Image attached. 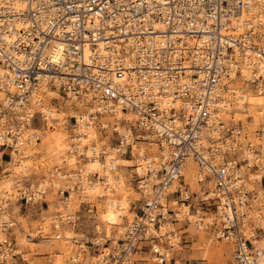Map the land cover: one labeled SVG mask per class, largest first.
<instances>
[{
    "label": "built area",
    "instance_id": "2783aa9c",
    "mask_svg": "<svg viewBox=\"0 0 264 264\" xmlns=\"http://www.w3.org/2000/svg\"><path fill=\"white\" fill-rule=\"evenodd\" d=\"M239 84L264 92V0H0V178L4 157L38 144L34 128L44 119L35 107L49 92L78 105L68 163L47 169L45 186L19 180L13 193L0 194V264H31L14 229L25 243L47 245L64 226L79 234L64 264H136L134 254L158 264L153 246L179 245L187 224L230 244L232 264H260L264 249L252 242L263 228L246 214L254 176L264 180V149L218 118ZM87 126L99 137L85 146L76 132ZM88 160L102 175L81 171ZM185 160L197 168L196 191L181 176ZM118 168L136 191L137 211L113 240L94 227L85 232L84 221L97 210L92 185L106 190L104 176ZM48 194L57 202L49 231L42 233V221L24 231L11 206L47 208ZM185 207L191 219L177 221Z\"/></svg>",
    "mask_w": 264,
    "mask_h": 264
},
{
    "label": "rangeland",
    "instance_id": "374dc122",
    "mask_svg": "<svg viewBox=\"0 0 264 264\" xmlns=\"http://www.w3.org/2000/svg\"><path fill=\"white\" fill-rule=\"evenodd\" d=\"M250 91H252L250 88H248ZM253 93V91H252ZM52 97V96H51ZM252 97H255V95H252ZM251 97V98H252ZM258 97V96H257ZM248 99V103L249 100ZM262 98V97H259ZM264 98V97H263ZM44 100L47 102L45 105L50 107V112L55 114H60V118L57 121H48L46 122L43 127L42 131L40 133L37 132V136L39 137V142L36 144L35 148L31 147H24L25 149L29 150L27 154L31 153L33 155L32 157L27 154H24L22 158L30 159L31 166L29 169H27L24 173V171H15L13 170V174L11 176H8L5 181L8 179L13 181V178H17L20 181H27L28 183H35L39 180L46 179L44 177L46 170L48 167H60L63 164V161L67 159L66 149H67V141H68V133L70 130V119L73 118L72 116L75 115L74 111L76 108H78V105H74L73 103H70L69 101H65L60 96H53L50 98L49 95H46ZM247 103V105H248ZM247 110V109H246ZM232 116L227 113L225 115V124L227 126H235L240 125L243 129H245L251 138H257L255 137V129H260L261 131H264V117L258 116L256 113H252L249 117L244 112H238L235 116H233V113H231ZM238 114V115H237ZM228 117V118H227ZM70 118V119H69ZM39 124V123H38ZM36 124V127L39 130L40 125ZM35 127V128H36ZM91 131V129H90ZM95 132L94 130H92ZM95 136L97 133L95 132ZM90 136V134L88 135ZM96 139V138H95ZM60 140V141H59ZM61 142V143H60ZM61 149V150H60ZM61 151V152H60ZM24 158V159H25ZM11 161L8 162V157H4L1 164L2 165H9L6 166L5 169L7 174H10V169L7 170L8 167H10V164H16V158L14 157ZM8 162V163H7ZM16 165H19L17 163ZM15 165V166H16ZM1 166V165H0ZM129 174V172L127 171ZM125 170L120 171V181L123 185V189L125 192V195L127 196V202L129 203L130 207L128 212L126 213V216H124L122 223L120 226L115 227L114 229H109L106 224L100 222V215L104 212V208L101 206V201L104 198H98L96 197V203L97 206H99V211L96 216L95 224L97 226V229H102V231H106V234L108 238L116 239V233L117 229L122 227H125L126 221L130 220L131 214H135L137 211V204L134 201L137 199V194L135 193L134 187L129 186L126 182L127 178L125 176ZM3 177L0 178V181H2ZM23 178V179H21ZM258 186L256 184H252L250 189L253 190L254 199L253 201V209L252 213L249 216L250 221L252 224H259L264 229V180L258 179ZM12 184V182L10 183ZM9 184V185H10ZM8 185V186H9ZM7 186V187H8ZM189 186V185H188ZM257 186V188H256ZM0 187H3V184L0 183ZM6 189V188H5ZM13 190V188H12ZM192 190V189H191ZM121 191V190H120ZM120 191H117L114 194V197L116 199H120L121 193ZM47 202L49 201V209L45 211V206H39L38 204L29 206L26 208L25 211H20L17 213V208H13L12 215L15 217L16 222L20 224V226L23 227V230L27 229H34L38 224L42 221V225L47 226L49 222V216H51L52 212H55L57 209V202L56 198L54 196H51L50 194L44 198ZM170 208L177 209L173 204L170 205ZM176 211V210H175ZM186 210L183 212L185 213ZM97 212V210H96ZM23 215V216H20ZM178 218L182 219V216H178ZM183 224H178L174 226V228L179 227ZM89 227V226H88ZM186 225L184 227L185 229ZM90 228V227H89ZM91 229V228H90ZM92 231V229H91ZM108 231V233H107ZM90 232V230H89ZM67 233H70L72 237L74 233L72 230L66 226L62 228V235L65 236ZM67 236V235H66ZM259 236V235H258ZM120 237V236H119ZM181 242L176 248H167L164 245L158 246V249L162 250L163 252L169 253V263L168 264H232L231 260V247L230 244L226 242H219L213 236L208 234L207 232H200L197 231L192 225H189L185 231L182 232L180 235ZM260 243H258L259 248H264V233L262 236L259 237ZM17 243L18 244H24V246H27L30 248L26 250V258L28 262H31V264H64L65 259L72 253L73 248L69 243H67L66 240H62L61 243L58 244V242H54L51 246H42L41 244L37 246H32L30 244H26L23 240V237L19 234L17 231ZM23 250V248H22ZM133 258L139 259L140 261L137 262V264H153L150 260V257L146 256H134ZM166 263V262H165ZM164 263V264H165Z\"/></svg>",
    "mask_w": 264,
    "mask_h": 264
},
{
    "label": "bare ground",
    "instance_id": "6f19581e",
    "mask_svg": "<svg viewBox=\"0 0 264 264\" xmlns=\"http://www.w3.org/2000/svg\"><path fill=\"white\" fill-rule=\"evenodd\" d=\"M15 6L20 7L21 4L18 3V5L15 4ZM230 93H231V95H229V97H228L227 104L225 105V107L222 110V112L219 113V115H218V118H220L223 121L224 124H225V120H226L225 119V115L227 113H229L231 116H232L231 113H233V116H235L236 113H238V112H244L245 114L248 115V117L252 113H256V114H258V116L264 117V98H263L264 97V92H263V94L258 95V94L254 93V92L252 93V91H250L248 89V86L247 85H245V84H239L238 86H234L232 89H230ZM47 95H49L50 98H52L53 96L54 97L56 96V94L54 92H49ZM252 95H255V97H252ZM259 97H262V98H259ZM1 98H2V94L0 93V100H1ZM249 98H251V99L249 100V103H248V99ZM44 102L47 103L45 100H44ZM247 103H248V105H247ZM35 109H36L37 112L39 111L40 113H42V116H43V119H44V120H41V122H39V124H38V125H40L39 130H38L37 127L34 128L36 130V132L39 131L38 133H40L42 131V127H43V125L46 122H48V121H57L60 118V114L59 113L58 114H55V113L50 112V107H48L45 104L41 108L40 107H35ZM75 115L72 116V117L74 118ZM115 115L117 117H119V118L121 117V119L126 120V121L133 122V120H134V117L132 115H130V114L128 115V114H122V113H119L118 112ZM250 119H252V118H250ZM108 121L110 123H112L113 119L111 118ZM229 127H231V126H229ZM233 127L238 128V127H236V125L233 126ZM90 129H91V131H90ZM118 129H120V127H118ZM92 130L93 129L92 128H89L88 126H87V128H84V129L82 127H78L76 133H81V134L84 133L85 136H86V137H80V139H79L80 140V144L87 146V144H88L89 141L96 140L97 139V136H95L96 135L95 132H93ZM241 131L246 134V140L247 141H250V143L255 142V144L256 143H259L261 145V148L264 149V136H262L261 139H260L259 136L257 138H253L252 139L251 136L249 135V133L245 129L242 128ZM89 134H90V136H88ZM68 142H69V137H68V141H67V148L69 147V143ZM21 146L22 147H20L17 150V153L15 154L16 155L15 156V158H16V161L15 162L19 163V165H16L17 163L16 164L14 163V164H10V167L7 168V170L10 169V171H11L12 168L13 169L10 172V174H6V176H4L2 178L3 180L0 181V183L3 184V187L2 188L0 187V194H2L4 192L10 193V194L13 193V191H12V188L13 187L11 188V186L15 182L19 181V179L13 178V181H11L9 179L7 181H5L6 178H8V176H11L13 174L12 173L13 170L18 171V172H20V171L23 172L24 171V173H25V171L27 169H29L30 166H31L30 159H27L25 157H24L25 159L22 158L24 156V154H27V152H29V150H27V149L24 148V147H28V146L26 144H22ZM149 150L153 151L154 150V147L153 146H150L149 147ZM27 155H28V158H29V156L30 157L33 156V155H31V153H29ZM95 156L96 155H94L93 158H95ZM110 157L113 159V162H114V160H115L114 155H111ZM107 159H109V158H107ZM12 161H11V163H12ZM64 161L67 162V159H65ZM113 162H112V165H113ZM70 163H72V162H70ZM114 163L115 164H120V165H123V166H126V167H130V165H132V162L131 161L128 162V161H125V160H121L120 162L115 161ZM82 167L83 168H82L81 171H84V172L91 171L92 173L95 172V171H98L99 176L102 175V173L100 172V165H99V163H98L97 160H95V161L88 160V161H86V164L83 165ZM49 168H51V167H48L47 169H49ZM180 170H181V176L183 178V181H185L187 183V185H189L190 190L192 189V191H196L198 189V186L195 184L194 176L196 174L197 168L195 167L194 163L192 161H190V160H185V162L183 164V167ZM120 171H121V168H118V169H116V171H113V173L107 172V174L104 176V179H105V182H106V185H107L106 186L107 187L106 190H103L104 184H101L100 182H97L96 181V183H94L92 185L93 190H91V192H90V200L95 201V206L97 207V212L90 218L91 220L84 221V224L89 225V227L92 230H93V227H94V230L95 231H101L102 230V229H99V228L97 229V226L95 224L96 216H97L98 211H99V208H98L99 206H97V203H96V197H98V198H104L101 201V206L104 208V212L100 215V217H101L100 218V222L106 224L109 229H112V228L114 229L115 227L120 226V224L122 223L121 221L123 220L124 216H126V213L129 210L130 205L127 202V196L125 195L124 189L122 188L123 185H122V183L120 181V178H119L120 177ZM3 172L6 173V170H3ZM260 174L261 173H256V175L254 176L256 181L254 183H252V184H256L258 186L257 183L259 181L258 179H260V177H261ZM11 182H12V184H10ZM39 183H41L40 184L41 186H45V185H47L48 180L43 179ZM257 186H256V188H257ZM171 190H172V187L169 189V191H171ZM117 191L122 192L121 193V196H120V199L112 198V197H114V194ZM135 193H136V191H135ZM252 203H253V201L251 202V205L253 206ZM48 206H49V201H48V204H47V208L44 209L45 211H47L49 209ZM11 208H12V206H11ZM184 210H186V207L185 208H181L180 211L178 213H176V216L175 217H176V220L177 221H181L185 217L188 220L191 219V217L189 215H185V213L183 212ZM251 214L252 213H249V212L246 214L247 215L246 216V219H248V221L251 220V219H249V216ZM134 216H135V214L132 213L131 214V217L132 218L130 220L126 221L125 223L126 224H131L132 219L134 218ZM178 216H182L183 218L180 219V218H178ZM12 218H13L14 221H16V219H15V217L13 215H12ZM42 224H39L40 225L39 228L42 230V233L43 234L44 233H47L49 231V228L50 227L48 225L47 226H44ZM178 224H175L174 226H176ZM189 225H191V224H187L186 225L184 231L186 230V228ZM18 226H20L19 223H18ZM20 227L23 229L22 226H20ZM89 227L88 228H85L84 231L85 232H87L88 230L91 231V229ZM172 227H173L172 225H168V229H172ZM17 231L19 232V234L21 236H22V234L17 229H14V231H13V233H14V242L16 243V245L18 246V248H20L19 250H21V251H26L27 249L30 250V248L28 247V245L27 246H24L23 243L22 244H18L17 243ZM91 232H93V231H91ZM122 232H123V227L121 226L120 228L117 229L116 238L119 237L120 236L119 233H122ZM107 233H108V231H107ZM263 233H264V229H263ZM178 234L181 235V233H178ZM57 235H58V233H57ZM59 235H60V239L57 240V241H55V242H58V244H59V243H61L62 240H66L67 243H69V245H71V247L73 249H75V247L73 246V243L70 242V240H69L71 238L70 237L71 236L70 233H67L66 234L67 236L66 235L63 236L62 235V229H61ZM74 236H79V234H77V233L74 232ZM104 236L108 238V236L106 234V231H104ZM98 238L99 237L96 238V241L98 240ZM101 240H103V237H102ZM53 243L54 242H52L51 244L44 245V247L45 246H51ZM258 243H260L259 239H256V241H253L252 242L253 247L255 249H257V250L264 249V248H259ZM26 244H30V243H26ZM30 245L37 246L39 244L38 243H34V244H30ZM177 246L178 245H174V248H176ZM22 248H23V250H22ZM153 249L157 253L161 254L162 257H163V259H161L160 257L151 256V259L152 260L158 262V264H164V263H162L163 260L166 262L165 264H168L169 263V260H170V257H169L170 254L169 253L163 252L162 250L158 249L156 246H153ZM134 256H136V255L134 254L133 257ZM262 256L264 257V253H263ZM133 259L135 261L137 260V262L140 261L139 259H136V258H133ZM137 262H136V264H137ZM7 264H12V262L7 263ZM174 264H176V263L174 262ZM260 264H264V259L260 261Z\"/></svg>",
    "mask_w": 264,
    "mask_h": 264
},
{
    "label": "crops",
    "instance_id": "0c3cea01",
    "mask_svg": "<svg viewBox=\"0 0 264 264\" xmlns=\"http://www.w3.org/2000/svg\"><path fill=\"white\" fill-rule=\"evenodd\" d=\"M136 256H141V255H136Z\"/></svg>",
    "mask_w": 264,
    "mask_h": 264
}]
</instances>
